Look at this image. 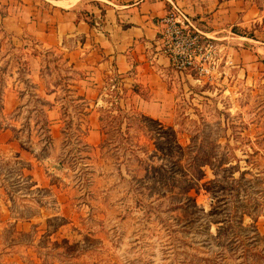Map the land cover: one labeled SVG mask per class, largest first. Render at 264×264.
<instances>
[{
	"label": "rangeland",
	"instance_id": "obj_1",
	"mask_svg": "<svg viewBox=\"0 0 264 264\" xmlns=\"http://www.w3.org/2000/svg\"><path fill=\"white\" fill-rule=\"evenodd\" d=\"M234 3L233 31L264 42V0ZM213 39L217 78L170 71L155 118L115 77L82 95L55 50L33 84L24 57L40 48L0 27V264H264V44H236L249 52L234 66Z\"/></svg>",
	"mask_w": 264,
	"mask_h": 264
},
{
	"label": "crops",
	"instance_id": "obj_2",
	"mask_svg": "<svg viewBox=\"0 0 264 264\" xmlns=\"http://www.w3.org/2000/svg\"><path fill=\"white\" fill-rule=\"evenodd\" d=\"M171 3L178 4L207 36L225 40L222 46L234 66L243 63L249 52L236 44L245 40L264 44L233 31L238 18L234 0H0L4 5L0 27L12 37H28L40 48L24 57L27 78L33 84L40 80L41 48L44 53L55 50L69 69L83 75L77 86L82 95L89 96L95 87L104 88V77H115L125 102L156 118L169 111L173 100L167 77L174 70L160 51L158 39L160 19ZM260 49L254 50L261 55ZM16 94L15 86L6 90L3 104L7 110L12 109ZM55 94L54 88L44 91L48 103ZM10 133L5 142L14 144L21 156L24 149L10 139ZM99 140L92 126L86 141L95 145Z\"/></svg>",
	"mask_w": 264,
	"mask_h": 264
},
{
	"label": "built area",
	"instance_id": "obj_3",
	"mask_svg": "<svg viewBox=\"0 0 264 264\" xmlns=\"http://www.w3.org/2000/svg\"><path fill=\"white\" fill-rule=\"evenodd\" d=\"M160 51L174 71L193 72L197 81L217 77L222 60L221 47L195 26L188 14L176 3L160 19ZM225 63H231L226 60Z\"/></svg>",
	"mask_w": 264,
	"mask_h": 264
}]
</instances>
